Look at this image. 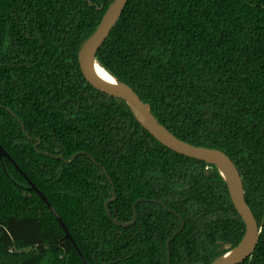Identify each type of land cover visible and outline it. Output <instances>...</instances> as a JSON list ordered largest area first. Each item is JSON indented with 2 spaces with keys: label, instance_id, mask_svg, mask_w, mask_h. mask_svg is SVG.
<instances>
[{
  "label": "trees",
  "instance_id": "16d2710c",
  "mask_svg": "<svg viewBox=\"0 0 264 264\" xmlns=\"http://www.w3.org/2000/svg\"><path fill=\"white\" fill-rule=\"evenodd\" d=\"M112 1L0 0V264H212L244 236L215 167L84 79ZM95 60L175 137L232 160L259 228L239 264H264V0H128Z\"/></svg>",
  "mask_w": 264,
  "mask_h": 264
},
{
  "label": "water",
  "instance_id": "95a60500",
  "mask_svg": "<svg viewBox=\"0 0 264 264\" xmlns=\"http://www.w3.org/2000/svg\"><path fill=\"white\" fill-rule=\"evenodd\" d=\"M128 0H113L108 8L105 10L98 26L96 27L93 34L82 44L78 52V63L80 71L87 81V83L94 89L101 91L105 94L113 96L117 99L124 101L132 110L137 122L161 145L167 149L196 160H200L211 168L213 172V167H215L220 175L225 180L232 204L240 216L241 220L245 226V232L242 240L236 248L228 252L227 254L216 259L212 264H239L242 263L255 249L258 241V224L249 209L246 201L244 190L242 186L241 177L239 172L232 162V160L223 152L217 149L205 148L200 146H194L186 143L172 133H170L164 126L158 123L153 114L150 111L148 104H145L138 95L128 86L119 83L114 77L107 73L113 80L114 85L104 81L98 77L95 72V67H100L96 60L95 55L104 42V40L109 35L110 31L118 21L122 11L124 10ZM101 68V67H100ZM103 69V68H102ZM104 70V69H103ZM105 71V70H104ZM106 72V71H105ZM25 133V131L23 130ZM7 158L12 161L6 151L0 145V159ZM61 159L62 156H60ZM17 167V166H16ZM24 176V174L20 171ZM107 180L111 183V179L104 171ZM206 175L209 173V167L205 169ZM226 177L224 176V174ZM26 179L29 189L36 192L41 199L49 207L50 211L55 216L56 220L65 232L66 237L74 244L68 231L61 222L60 218L56 214L55 210L47 202L46 198L39 192V190L24 176ZM108 202H105L106 207ZM168 247V243L166 244ZM79 256L82 258L83 263L87 264L86 261L81 256L80 252L77 250Z\"/></svg>",
  "mask_w": 264,
  "mask_h": 264
},
{
  "label": "bare ground",
  "instance_id": "6f19581e",
  "mask_svg": "<svg viewBox=\"0 0 264 264\" xmlns=\"http://www.w3.org/2000/svg\"><path fill=\"white\" fill-rule=\"evenodd\" d=\"M94 72H95V74H96L98 77H100V78L103 79L104 81H107V82H109V83H111V84L114 85V82H113L112 78H111V77L107 74V72H105L102 68H100V67H95V68H94ZM223 174H224V176L226 177L225 173H223Z\"/></svg>",
  "mask_w": 264,
  "mask_h": 264
}]
</instances>
